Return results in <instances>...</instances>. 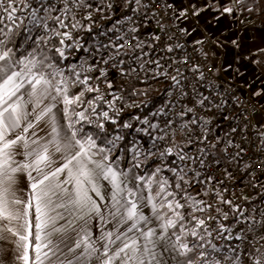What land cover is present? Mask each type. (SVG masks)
I'll return each instance as SVG.
<instances>
[{"label": "snow or ice", "instance_id": "obj_1", "mask_svg": "<svg viewBox=\"0 0 264 264\" xmlns=\"http://www.w3.org/2000/svg\"><path fill=\"white\" fill-rule=\"evenodd\" d=\"M243 2L231 0L228 6H221L216 0H203V3L189 0L188 5L177 9L173 0L171 3L164 2L163 8L166 12L172 10L175 21L182 20L188 25L179 27V33L191 36L199 31L200 18L206 11L219 21L224 15L234 14L236 6ZM36 3L38 6L34 7L33 0H0V241H10L14 245L17 264H72L71 259L64 257L65 251L76 256L77 264H94L93 258L99 264H166L163 259L165 253H174V258H183V264H264V235H254L251 241L245 235V232L251 234L258 229L264 232V212L259 214L260 220L255 216L246 217L243 213L234 217L237 224L242 221L247 224L246 229L235 234V225L228 227L218 223L216 228H211L208 221H216L217 217L201 216L215 211L227 220L228 213L223 212L222 205L231 208L232 201L226 200L216 188H208L195 195L190 191L193 179L197 184L213 181L212 177L200 181L199 172L192 177L190 165L199 163L204 167L205 157L219 164L221 160L213 156V153H218L228 161V165L235 164L239 170L240 161L247 153L243 142L235 144L233 139H227L225 143L217 136L214 143H209L208 120L196 115L185 120L188 114L196 112L197 106L221 108L226 100L215 104L216 97L211 94L196 96L191 101L192 107H182L178 113L181 120L178 127H173L174 121L171 119L165 121V127L161 128L159 123L152 122L147 116L143 119L133 117L144 125L135 128V131L147 136L152 143L145 148L139 141L133 140L130 146H123L121 142L125 136L120 131L131 129L133 125L119 123L122 109L117 107V102L122 101L123 97L113 90L107 69L123 66L125 61L122 56L144 47V42L138 41L136 35L129 40L126 34H121L116 36L114 44L105 45V48H114L115 52L107 59V53L101 55L103 68L96 63L66 65L64 62L68 60V53L82 48L73 36V30H92L91 26L85 29L76 20L74 8H87L89 11L85 19L90 20L92 5L86 0H61L60 8L52 0H36ZM124 3L134 13L148 7L144 0H124ZM151 3L155 8L161 0H151ZM107 7L111 9L113 5L108 3ZM252 10L248 8V11ZM97 11H103V8L98 7ZM54 12L61 15H53ZM146 17L147 12H144L141 19ZM155 17L156 13H153V19ZM69 18L75 21L70 26L66 23ZM125 19L132 21V17ZM53 24L58 27H53ZM157 24L161 34L152 39L160 41L167 34L168 26L159 20ZM20 30L26 35L24 43L17 46L14 37L20 34ZM33 30L42 34L33 36ZM109 31L118 29L114 25ZM128 31L137 33L138 29L131 27ZM167 38L166 50L169 53L184 47L171 43L176 39L175 33ZM54 39H58L59 46L53 44L44 47ZM29 42L31 50L24 48V44ZM204 42L197 39L193 44L202 46ZM231 43L239 47L237 40L233 39ZM216 44L219 45V42ZM21 48H24L23 52ZM204 54L207 56V52ZM133 59L139 58L133 56ZM190 62L191 57L187 54L173 60V64L177 65L176 75L170 79L180 96L188 93L181 86V79L187 80V77L181 75L179 66H186ZM154 63L157 69L162 68L159 61ZM215 67L213 65L212 70ZM140 68L143 69L144 64H140ZM191 70L199 71V65H193ZM224 70L231 71L232 65L227 64ZM120 71L122 75H129L137 70L131 68L125 72L120 67ZM156 74L167 75L163 70ZM203 78L204 74L200 72L199 79ZM93 80L106 81L109 91L102 92L99 86L93 87ZM254 95H264V88ZM57 105L63 106L70 135L60 134L62 129L57 127L53 112ZM161 114H166L164 108L154 113L153 119ZM224 119L230 118L224 116ZM41 122L51 128V136L47 140L37 137ZM107 124L116 125L117 134L109 137ZM194 125L200 128L196 141L192 140V136L196 135ZM85 126H91L94 131L85 132ZM177 131L187 136V144L181 145L175 140ZM153 132L162 134L153 135ZM238 132L243 135L239 125L230 129L232 136ZM169 139L172 140L171 145L161 149L160 142L166 143ZM259 140V147L264 150V132L259 133ZM193 143L206 145L197 148V152L202 153L200 157L188 155L186 149ZM219 144H224V147L218 148ZM20 148L24 149L27 162L15 164L13 157ZM233 148L236 149L234 153L231 151ZM114 152L118 155L113 156ZM57 154L62 157L59 164ZM129 155L131 164L124 171L119 164ZM150 162H155L156 167L148 172ZM259 163L261 170H264V160ZM250 166L245 165V168ZM141 168L145 169L142 174L139 173ZM25 171L31 182L30 192L27 196L22 193L17 195L15 174ZM165 172L171 173V177L165 176ZM62 173L66 178H60ZM225 174L228 179L233 178L227 166ZM101 178L111 184L110 203L107 205L110 211L107 215L101 210L105 205L90 195L94 193L99 201L107 199L99 184ZM217 183L219 187L224 186L223 181ZM213 195L217 198L215 206L211 202ZM202 196L209 199L205 200ZM145 209L150 214H145ZM66 213H71L74 218L66 225L58 226ZM93 217L100 220L101 234L97 238L92 236L89 229ZM104 225H110L111 230L105 229ZM69 228L77 238L74 247L64 249L62 244L66 237L61 234ZM189 238H192L191 242ZM214 240L225 243H215ZM233 240L253 247L251 251L241 249L240 245L231 243ZM255 244L260 247H255ZM77 249L81 250L78 254ZM190 254H196V259L193 260Z\"/></svg>", "mask_w": 264, "mask_h": 264}, {"label": "built area", "instance_id": "obj_2", "mask_svg": "<svg viewBox=\"0 0 264 264\" xmlns=\"http://www.w3.org/2000/svg\"><path fill=\"white\" fill-rule=\"evenodd\" d=\"M58 8L62 7L61 0H52ZM169 2L168 0H161L160 4H157L154 8L152 6L151 0H144V3L148 5L146 9L140 12H132L128 7L125 6L124 0H86V3L91 4L92 19H85L88 14L87 8H80L75 11V18L79 20L81 24L84 25L85 29L89 26L101 27L100 33L97 39L85 47L84 51L80 54L79 50L70 51L68 53V58H71V65L73 60L75 64H99L101 68L104 67V64L100 61L101 55H105V59L108 56H111L115 49L111 46L105 48V45H111L116 42V36L121 34H126L131 40L133 35L137 36L138 41L144 42V47L138 48L134 53H129L123 55L125 63L123 66H120L124 69L125 72H128L129 69L135 68L137 71L135 73H129V75H122L120 67L113 69L108 68V80L114 85V91L117 95L122 96V91L125 89V86L132 82H144L149 79H156L160 81H166L169 84V87L163 95L162 104L158 108L149 110L146 113H132L124 116L123 123L128 122L137 127H144L133 117H140L143 119L145 116L149 118L152 122L159 123L161 128L165 127V121L173 120V127H178L181 123V120L178 117L182 107H192L191 101L196 98L198 95H209L216 97L215 104H219L221 100H226L224 107L216 108L215 106L208 108H200L197 106L195 113H190L185 117V120H190L193 115L201 117L209 121L208 132L209 143H214L217 136L227 142V139H233L235 144H241L243 142V147L247 149V153L244 158L240 161V169L236 168L235 164L228 165V161L225 160L218 153H213V156L217 159L221 158V162L217 164L214 159H209L205 157L206 164L204 167H201L199 163L192 164L193 171L191 176L195 177L196 172L200 173L199 180L203 181L207 177H212L213 181L208 183V188H216L223 193L226 200L234 201L240 195V190L242 186L243 177L246 173H249L252 177L260 178L264 181V170L260 168V161L264 160V150H261L259 132L256 124L254 109L251 99L244 94L241 89L236 85L235 81L231 76L220 74L216 64L213 62V57L215 51L212 45L209 42H204L202 46H194L192 40H190L186 35H181L178 31L179 27H183L180 21H175L172 10L167 12L163 8V3ZM111 3L113 7L109 9L107 4ZM34 7L38 6L37 4L33 5ZM103 8V11H97V8ZM135 7V5H133ZM144 12H147V17L141 19L144 15ZM153 13H156L155 19H153ZM53 15H61L60 12H54ZM125 17H132V21L129 22ZM63 18V17H62ZM162 21L168 26L167 34L162 37L160 41H155L152 39L155 35H160V28L158 27L157 21ZM117 21L120 23L117 24ZM71 18L66 20V23L69 26L74 23ZM116 25L118 31H109L113 29V26ZM147 26L148 29H142V26ZM56 27H58L56 25ZM131 27H136L138 29L137 33H131L128 30ZM69 29H62V31H67ZM87 30H73V36L81 44V34ZM175 33L176 39L172 40V44L179 43L184 47L182 49H177L171 53L166 50V45L168 44V35ZM151 45V46H149ZM207 52V56H205ZM187 54L191 57V62L186 66L180 65L181 75L187 77V80L181 79V86H184L185 92L188 95L180 96L178 94L177 88L174 86L173 81L170 79L172 75H176L177 65L173 64V60L176 57L183 58ZM133 56L138 57V60H134ZM148 61H153V63H148ZM155 61H159L162 68L157 69L155 66ZM140 64H144V68H140ZM193 65H199V71H192ZM213 65H215V70H212ZM165 71L167 75H157L158 71ZM200 72H203V80L199 79ZM120 80L121 84L119 86L115 85V80ZM195 85V92L193 91V86ZM211 85V87H209ZM92 86H99L102 92H108L107 82L104 80L92 81ZM108 97H106L107 99ZM117 107L124 110L126 108L130 109L124 105L123 101L117 102ZM161 108L166 110V114H161L156 116L153 119V114L159 112ZM122 112V111H121ZM224 116H228L230 119H224ZM232 117H235L232 119ZM239 125L243 135L240 132L232 136L230 134V129ZM245 125L247 127L245 128ZM196 135L192 136V140L196 141L200 134V128L198 126H193ZM171 131V129L169 130ZM153 135H160V132H153ZM226 134L228 136L226 137ZM175 140L181 144H187V136L182 135L177 131ZM172 140L169 139L166 143L160 142V148H166L170 146ZM206 147L204 144L193 143L187 147L186 151L188 155L194 157H200L202 153L197 152V148ZM224 144H219L218 148H223ZM234 153L235 148L231 149ZM251 165L248 168H245V165ZM226 166L229 168V171L233 174L232 179H228L225 174ZM223 181L224 186L219 187L217 182ZM211 202L215 206L217 203V198L215 195L211 197ZM225 205H222L224 207ZM264 212V199L260 205V212ZM199 215V214H198ZM209 215L217 217L216 221H208L211 228H216L218 223H222L221 217L215 211L210 213H204L201 218H207ZM261 219V217H260ZM264 235V232H260L259 229L256 233L247 237L249 241L253 239V236ZM215 237V233H213ZM215 243H225L223 241L214 240ZM233 245H240L241 249L247 248L251 251L253 245L241 244L240 241L233 240L231 241ZM255 247L259 248V244H255Z\"/></svg>", "mask_w": 264, "mask_h": 264}, {"label": "crops", "instance_id": "obj_3", "mask_svg": "<svg viewBox=\"0 0 264 264\" xmlns=\"http://www.w3.org/2000/svg\"><path fill=\"white\" fill-rule=\"evenodd\" d=\"M173 2V0H168ZM197 3H203V0H194ZM231 0H216V3L221 6H228ZM189 0H175L174 7L181 8L188 5ZM260 5H264V0H260ZM219 15V13H216ZM264 14L249 15L245 14L244 10H240L238 5L236 6V11L232 15H224L219 21L214 20L213 16L209 12H205L201 16V26L199 31L193 33L191 36H187L190 40L195 41L197 39H203L205 42H209L214 51L213 62L216 64L220 74L228 75L233 78L236 85L246 94L252 101L253 111L258 127V132H264V95L255 96L254 93L264 88V62L260 63V60L264 58ZM212 21V23H208ZM183 27H188L184 21H180ZM142 29H148L147 26H142ZM235 39L238 41L239 47L232 45L231 41ZM219 42V45L216 42ZM263 53V54H262ZM72 64H75L74 62ZM227 64L232 65L231 71H225ZM237 69H239V74H237ZM243 88V89H242ZM74 91H78L74 90ZM46 103H51L46 101ZM31 111V108L28 109ZM55 114V119L57 122V127L62 129L61 136L65 133L70 135V130L67 128L68 121L64 118L63 106L57 105L53 109ZM31 119V117H30ZM51 136V128L45 122H41L39 128L37 129V137L43 138L45 140L49 139ZM24 149H18L17 153L13 157L15 164L26 163V157L23 154ZM62 157L61 154H57V163L59 164ZM222 160L221 158H219ZM120 169L127 171L128 167L124 164L120 165ZM35 175V173H33ZM16 183L14 185L17 190V195L21 193L27 196L30 192V181L27 172H19L15 174ZM61 179L66 178L65 174H61ZM256 185L259 187L260 191L264 190V181L260 178L254 177ZM99 184L102 186V193L107 197L104 201H99L94 193H90L93 199H96L98 203L105 205L101 210L107 215L110 208L107 205L110 203L111 197V184L109 181L101 180ZM242 184H246L242 181ZM131 186V185H129ZM247 186V185H246ZM72 187V185H68ZM248 188V187H247ZM252 216H257L259 213H253L251 210H247ZM145 214H150L148 209H145ZM255 216V217H256ZM74 217L71 213L65 214V219L58 222V226L66 225L67 222ZM77 223H80L77 221ZM242 223V222H241ZM241 225V224H239ZM236 226V227H239ZM74 227V226H73ZM105 229L111 230L110 225H104ZM240 229L234 228V234L245 229L244 226ZM89 229L92 232L94 238L99 237L101 234L100 220L98 217H93L89 222ZM253 233L249 234L245 232L247 237L251 236ZM66 237L63 241L62 248L66 249L68 247H74L75 240L77 238L76 233L72 231L71 228L67 230L66 233L61 234ZM81 250L77 249V254ZM64 257L72 260V264H77L76 256L71 252H64ZM175 254L165 253L163 256L166 264H183V258H174ZM190 257L195 260L196 254H190ZM63 258V257H62ZM0 261L2 264H17L15 260V250L14 245L10 241H0ZM94 264H99L93 258Z\"/></svg>", "mask_w": 264, "mask_h": 264}, {"label": "trees", "instance_id": "obj_4", "mask_svg": "<svg viewBox=\"0 0 264 264\" xmlns=\"http://www.w3.org/2000/svg\"><path fill=\"white\" fill-rule=\"evenodd\" d=\"M37 4L36 0H33V5ZM240 9L245 10L246 14L251 13L252 11H256L260 7V0H244V2L240 5H238ZM248 8H252V11H248ZM26 14V13H25ZM23 15V14H22ZM26 23V21H25ZM53 27H56L55 24L52 25ZM91 32L86 31L81 34V45L82 48L79 50L78 53H82L86 46L93 43L101 30V27L93 26L91 27ZM33 36L37 34H42L36 30H33ZM25 33L20 30V34L18 36L14 37L15 44L18 46L22 43H24ZM53 44L56 46H59L58 39H54L51 43L44 46L45 48L51 47ZM9 47H13V45H9ZM24 48H27L28 50H31V42L28 44H24ZM24 48H21L20 51L23 52ZM47 54V52L45 53ZM76 61V58L73 60V62ZM66 65H69L71 63V58H68L67 61L64 62ZM169 87L168 82L166 81H160L156 79H149L144 82H138V81H132L128 83L125 86V89L122 91V97H123V103L125 106H128L130 103H133L136 100H140L141 102L130 109L126 108L122 110L120 114V121L119 123L123 124L124 116L127 114L132 113H139L143 114L148 112L151 109L158 108L163 101V95L167 88ZM138 93V94H137ZM79 111L80 109H76ZM109 137L112 135L117 134V126L112 124L106 125ZM136 126L133 125V128L131 129H122L120 131L121 135L125 136V140L121 142V144L125 147L130 146L131 141L137 140L141 144L144 145L145 148H147L150 144V140L147 136H144L142 133H137L135 131ZM94 129L91 126H85V132H93ZM118 155V153L114 152L113 156ZM129 156H125V158L121 159L122 165L126 163ZM171 159V158H170ZM140 174H142V171H139ZM243 181H245L249 194L248 197L242 198L241 200H236V207L229 209L228 219L222 220V223H224L226 226L231 227L232 224L236 222V219L234 217H239V214L245 210H251L253 213H259L260 212V205L262 200L264 199V190L260 191L259 187L256 185V182L254 180V177H252L249 173H246L243 177ZM192 238H189V241L191 242Z\"/></svg>", "mask_w": 264, "mask_h": 264}, {"label": "rangeland", "instance_id": "obj_5", "mask_svg": "<svg viewBox=\"0 0 264 264\" xmlns=\"http://www.w3.org/2000/svg\"><path fill=\"white\" fill-rule=\"evenodd\" d=\"M241 10V9H240ZM243 10V9H242ZM244 12H245V10H244ZM261 13H263L264 14V5H260V7L256 10V11H252L251 13H249V15H259V14H261ZM246 14V13H245ZM264 18V17H263ZM263 54V53H262ZM262 62H264V58H262L261 60H260V63L262 64ZM121 80V79H120ZM120 80H115V85L116 86H119V84H121V82H120ZM239 87V86H238ZM243 89V88H242ZM244 90V89H243ZM243 90H241L243 93H245V91H243ZM141 101L140 100H136V101H134L133 103H130L127 107H133L132 105H137V104H139ZM151 143H152V141H150V144H149V146L151 145ZM113 155V154H112ZM122 164V162L120 161V165ZM130 164H131V157H130V155H129V158L127 159V161H126V163H125V166L126 167H128V169H129V167H130ZM156 167V163L155 162H150L149 163V165L147 166V171L148 172H151L154 168ZM139 171H142V172H144L145 171V169L144 168H141ZM164 175L165 176H168V177H171V173H168V172H165L164 173ZM193 177V176H192ZM206 189H208V185L207 184H197L196 183V179H193V182H192V185H191V188H190V191H191V194L192 195H195L197 192H201V193H203V191L204 190H206ZM248 194H249V190H248V188H247V186H246V184H242V186H241V190H240V195H239V197L238 198H236L234 201H232V203H233V207H231V208H235L236 207V203H237V201L236 200H241L242 198H246V197H248ZM202 198L203 199H205V200H208L209 199V197L208 196H202ZM222 210H223V212H227L228 214H229V209H228V205H225L224 207H222ZM241 213H243V215L244 216H246V217H252V215L251 214H249L248 212H247V210H245V209H243V211L241 212ZM241 213L239 214V216L241 215ZM256 216V215H255ZM221 217V220H224L223 218H222V216H220ZM256 219L257 220H260V215H257L256 216ZM224 224V223H223ZM239 224H241V225H239ZM233 225H235V227L234 228H237V229H240L239 227H243L244 226V228L246 229V227H247V224L245 223V222H243L242 221V223L240 222V223H238L237 224V222H235L234 224H232L231 225V227L233 226ZM239 225V227H236V226H238ZM256 233V232H255ZM254 234V233H253Z\"/></svg>", "mask_w": 264, "mask_h": 264}]
</instances>
